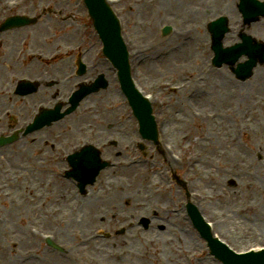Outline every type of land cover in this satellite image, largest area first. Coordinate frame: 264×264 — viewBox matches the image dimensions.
Here are the masks:
<instances>
[{
  "label": "rangeland",
  "instance_id": "obj_1",
  "mask_svg": "<svg viewBox=\"0 0 264 264\" xmlns=\"http://www.w3.org/2000/svg\"><path fill=\"white\" fill-rule=\"evenodd\" d=\"M1 1L2 0H0V2ZM199 1L202 4L205 3V0ZM207 2L211 11L213 7L218 8V0H207ZM131 5L139 9V16L144 22L148 21L145 13L146 7L148 5L142 6L141 9L140 4H138V6L135 5L133 1L128 0L124 2L122 6L123 8L120 9L127 12V16L129 17L131 16V12L127 8H130ZM156 5V3H151L148 8L151 9ZM190 5L191 3L189 0H179L177 4L178 10L180 9L179 12H176L173 9L169 10L174 15H178L176 18H174V20L178 21L177 19L179 17H183L182 12H185ZM43 7L51 9L49 11L45 10L43 12ZM33 8L36 9L38 14H40L37 23L23 27L25 29L21 28L10 30L11 44L8 46L12 48L10 49L9 54H14V58H16V56L23 55V53H21L23 49L40 48L44 50V53H47L46 51L51 52L53 49L55 50L58 48H89L94 52L102 47V42L99 40L96 31L92 26V21H90L88 18L86 6L83 4L82 0H35V2L34 0H28L27 4L18 10V12H29L32 11ZM42 12L43 14H41ZM207 16L210 15H208L206 10L202 8L198 14L199 22H202ZM156 19L157 20L154 19L151 24H144V22L140 24L139 29L144 31V34L138 35V30H133L132 35L136 31L137 35H134V37L135 39L137 38L140 43L146 42L149 38L151 42V39L154 38L155 44L153 47L156 48L155 50H161L169 47L172 48L173 51L170 55H167L168 57L166 58H163L162 56L157 62L152 61L155 64V70H152V74L146 72L144 75L145 80L146 82H149L159 78L161 75H168L166 70H159L160 67L168 66L167 63H169L171 66V69H168L170 74H179L180 68L182 69L185 66H192V63L194 62L199 64L198 69H196L195 72L201 76L204 74L207 77H203L204 81H202V78H199V82L197 83L199 87L196 88L197 91L193 97V101L195 102L194 104L201 109H207L210 111L224 110L227 115L222 117V120L220 119L221 121H219L218 124L212 123L216 122L217 120L208 123H202L200 120H193L189 115L188 110L183 107L181 100L179 104L181 110H179V107H176L175 105V99L178 100V98H181L183 95H180V97L176 98V96H173L170 92L164 90L163 92L167 98V104L168 100H170L169 107L165 109V112L169 114V117L168 115L166 116L168 117V120H166V127H169V124L171 126V123H175V121L179 123L181 121L183 133L181 132L179 135L172 132L170 133L173 134L172 138L186 154L193 153L195 150L199 149L202 155V161H200L199 166H196L188 175L194 179L199 177V181H197L196 186H198V188L202 191H206V189H208L210 192L215 193L217 189H221L223 186L228 188V191L225 193V195L218 194L221 198L220 203H218L220 206L219 209L224 210L225 212L235 211L236 214L239 215V213L243 212L241 207L245 203L252 201V198H250L252 197V192L257 191L256 189L264 186V65H258L253 76L247 81H240L236 79L227 66H223L218 70H216L217 68H214L215 70L211 69V71H209V68L205 74L204 68L206 63H210V60L205 57L204 51L201 50L199 40L193 39L189 42H182L181 39L176 40L173 38L175 37L174 35H167L165 37L159 35L163 38H166L167 42L162 43L161 41H157L156 39L158 38L157 35L159 33L160 26L165 20L163 21L162 17ZM179 25L182 26L183 23L181 24L179 22ZM125 30L129 31V26L126 21ZM255 30H264V24L255 26ZM20 31L22 35L18 38H15ZM201 42L203 43V40ZM26 43H28V45H26ZM206 43L207 42L204 43V48L202 47V49L206 50V56L208 57L211 53L208 51ZM203 60L205 61L204 64ZM58 67L59 69L66 68L64 65L59 63ZM20 70V66H16V69L11 71V76H20L22 73H27ZM229 75L232 76L233 80L228 77ZM225 76L232 85H235V89L241 91V93L238 94L234 93V95L230 96L227 100H224L223 98L228 97L227 91L232 90V88L228 85L223 86L222 84L218 83L221 82ZM110 79L111 84L104 93L107 94L112 90L114 91L115 98L111 97L110 95H106V100L105 98L102 100H105L106 105L110 106V109L113 110H106L103 105H99L97 108H95L93 117L103 119L110 113H116L117 115L123 116V128H136L135 120H129L125 115L129 114L130 108L128 107L124 96H121L115 92L117 91L116 83L114 80H112V78ZM73 81H76V79ZM8 84L9 82L7 85ZM216 84L221 90L220 94L217 92ZM111 85H114V87ZM53 87H60L63 91L68 92L71 88V81H67L61 86L57 84ZM183 93L186 95V102L189 101L187 93L185 91ZM161 96H163L162 93ZM221 100L224 101L221 102ZM11 105L17 109L26 111V102L23 100H16ZM159 111L160 109H156L157 114L160 116ZM85 112L86 105L81 106L75 114L70 115L68 121L61 124L57 123L52 128L59 129L61 127H67L73 120L80 122L82 121L81 117H84L83 114ZM177 113L180 114V116L177 115ZM226 118H229L231 121H227ZM109 121H112L111 117L107 119V123ZM230 123H232V127ZM240 123L249 126L253 134L251 135V132H249L246 136L237 138L236 126ZM214 126H217V128H213ZM184 131L187 133V136L184 135ZM230 137L235 140L233 145H238V148L243 152L242 154L244 156H242V162H251L249 169H239L234 164H231L230 168H225L226 158L221 156L220 152L222 149L229 147V145L226 144V141L229 140ZM124 139H127V135L124 136ZM200 141H204L207 143V145L203 147ZM44 153H47V150L43 151L41 155L43 156ZM4 155L5 158L0 156L1 164L4 165L0 167V180L4 178L6 185H3V188H0L9 189L13 194L15 193L17 195L23 196L26 193L27 195H30V192L36 191L37 193L35 194V198L30 199L27 197L28 202L35 203L36 206L39 204L41 206L40 209H42L43 212H45L46 209L53 210L55 208L60 209L63 207H74V204H76L75 196H72L70 192L69 194L67 193L68 189L65 187L66 183L63 180L52 174L46 167H38V165L26 166L30 163V161L38 158V152L23 154L19 151H16L15 158L12 162H9L8 160V156L11 155L9 151L4 153ZM146 161L147 163L137 165L138 167L134 170H129V168H116L115 170L111 169L108 172L109 174H105L109 180L113 179L116 181V184L119 186L122 192L125 191L126 196L121 207L122 214L117 215V217L126 216V214L130 212V208H125L124 204L130 203L133 199L137 198V189L140 187L143 179L145 180L146 178L150 177L151 180L154 179L155 185L159 183L160 186L165 187V183L161 182L164 175L163 170L160 169L159 165L153 162L154 160L151 159V161ZM218 163L221 164L218 165ZM203 171H210L213 174L211 176H205ZM207 173L208 172L205 174ZM108 179H106V183ZM231 179L236 181V185H230L229 181ZM243 181L246 182L245 186L241 184ZM29 186L31 187L30 190ZM104 186L105 185L102 187ZM33 187H35V189H33ZM56 190H58L59 193H64L65 195L63 197H61L60 194L57 195L58 193ZM38 193H44L42 199L38 200ZM145 193L147 194V197L150 196V191L145 186H143L142 194L144 195ZM146 201H148V199ZM28 202L22 205V207L27 210L26 212L28 215L18 213L17 208L7 207L8 210L10 209L12 222L17 223V220L19 221V219H21L20 223L31 221L48 224L49 222L47 218L44 217V215L43 220H39L40 214H43L42 211L38 209L35 210L33 208L34 206ZM88 207L91 208V214L89 218L87 220H82V222L73 221L70 226H67V229L70 228L71 231L68 237H64L63 235L64 240H75V230L79 225L83 224L85 227H90L98 215L105 217L103 210H100V213H97V209L95 207ZM219 213L222 218L226 219V221L230 219V217L227 219L224 213ZM108 215L111 214L108 213ZM246 217L247 216H244V221H249ZM236 219H239V217H236ZM236 230H238V227H236ZM248 231L249 229L246 228V226H243V229L238 232L239 234L235 231V235L248 236ZM137 240H139L138 236H134L131 239H127L124 236H119L107 240L103 244L100 253H93L91 250L94 248L96 242L89 245L87 249L93 254L106 259V253L110 249L129 245V242L133 243ZM183 261L184 259L180 255V258L174 259L170 264H182Z\"/></svg>",
  "mask_w": 264,
  "mask_h": 264
},
{
  "label": "bare ground",
  "instance_id": "obj_2",
  "mask_svg": "<svg viewBox=\"0 0 264 264\" xmlns=\"http://www.w3.org/2000/svg\"><path fill=\"white\" fill-rule=\"evenodd\" d=\"M158 2H159V4L161 3L162 5L164 4V3H174V1H171V2H168V1H170V0H157ZM162 9V8H161ZM147 15H150V18H148V21H146V22H144V21H142L141 23H143L144 22V24L146 23V24H151V22H152V18L153 17H155L156 15H154V14H152L151 13V11H147V13H146ZM159 41H162L161 39H158ZM189 51H191V50H189ZM168 59V58H167ZM166 59V60H167ZM203 59V58H202ZM170 62V61H169ZM205 63V61L203 60V64ZM147 64H148V66L149 65H153L154 63H151V62H147ZM167 65L169 66V67H171L170 65H169V63H167ZM192 66H193V69H194V63H192ZM195 70V69H194ZM189 76L193 79L194 78V74L192 73V72H189ZM219 84H222L223 86L224 85H228L229 87H231L232 88V90H228L227 91V95H228V97L227 98H223L224 100H227L230 96H232V95H234V93L235 94H238V93H241V91H238L237 89H235V85H232L229 81H228V79H227V77L225 76L222 80H221V82H218ZM216 86H217V84H216ZM237 86H239V85H237ZM220 88L217 86V92H218V94H220ZM224 100H221V102H223ZM226 120L227 121H231L229 118H226ZM230 125H231V127H232V123H230ZM239 125V129L240 130H246L247 129V125H245V124H238ZM171 128H172V130L173 131H176V130H178L179 129V124L178 123H171ZM216 128H217V126H216ZM180 130V129H179ZM231 130V129H230ZM181 131V130H180ZM250 132H251V135L253 134V132L250 130ZM187 134V133H186ZM237 137V136H236ZM201 143H202V146L203 147H205V145H207V143H205L204 141H200ZM233 142H235V140L232 138V137H230L229 138V140H227L226 141V144H228L229 145V147H227V148H224V149H222L221 150V152H220V155L221 156H223L224 158H226V164H225V168H227V167H229L230 168V165L231 164H234V165H236L239 169H249L250 168V166H251V162H242V156H244L242 153V151H241V149H239L238 148V145H233ZM206 159V158H205ZM240 160V161H239ZM221 164V163H220ZM213 173L212 172H210V171H208V173L207 174H204L205 176H211ZM243 186H245L246 185V182H242L241 183ZM225 191H227V189L226 188H223V187H221V190L219 191V192H225Z\"/></svg>",
  "mask_w": 264,
  "mask_h": 264
},
{
  "label": "flooded vegetation",
  "instance_id": "obj_3",
  "mask_svg": "<svg viewBox=\"0 0 264 264\" xmlns=\"http://www.w3.org/2000/svg\"><path fill=\"white\" fill-rule=\"evenodd\" d=\"M6 226V225H3ZM14 235L20 236V229L15 231ZM21 240L11 239L9 231H0V264H22L21 263ZM167 253V252H166ZM169 262L179 257L176 255L167 256ZM153 257L151 255H145L143 258H134L135 264H153Z\"/></svg>",
  "mask_w": 264,
  "mask_h": 264
},
{
  "label": "water",
  "instance_id": "obj_4",
  "mask_svg": "<svg viewBox=\"0 0 264 264\" xmlns=\"http://www.w3.org/2000/svg\"><path fill=\"white\" fill-rule=\"evenodd\" d=\"M86 1L90 6L92 15L95 18L96 26L99 29V31L102 33L103 38L105 39L107 52L112 58H114L116 48L120 46L117 28H115L116 25L114 21L111 20V17H109L110 15L101 0H86ZM98 3H100L102 7V8H98L99 11H97L95 8ZM102 10L106 12L108 19L112 23L108 29L104 27L102 23V16H103ZM126 80L127 77L125 74H123V82H126Z\"/></svg>",
  "mask_w": 264,
  "mask_h": 264
}]
</instances>
